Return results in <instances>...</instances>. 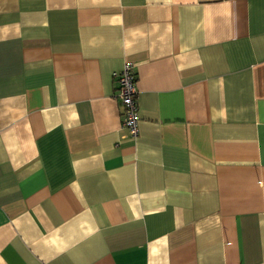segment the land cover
<instances>
[{
	"label": "crops",
	"instance_id": "0c3cea01",
	"mask_svg": "<svg viewBox=\"0 0 264 264\" xmlns=\"http://www.w3.org/2000/svg\"><path fill=\"white\" fill-rule=\"evenodd\" d=\"M0 264H264V0H0Z\"/></svg>",
	"mask_w": 264,
	"mask_h": 264
},
{
	"label": "built area",
	"instance_id": "2783aa9c",
	"mask_svg": "<svg viewBox=\"0 0 264 264\" xmlns=\"http://www.w3.org/2000/svg\"><path fill=\"white\" fill-rule=\"evenodd\" d=\"M116 84V97L122 109L121 125L131 138L138 135V113L134 72L130 63H125L121 70L113 74Z\"/></svg>",
	"mask_w": 264,
	"mask_h": 264
}]
</instances>
